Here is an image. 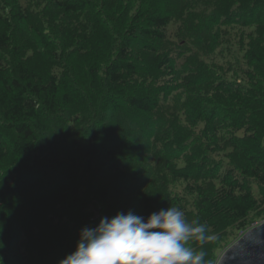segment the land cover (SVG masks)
Masks as SVG:
<instances>
[{
	"label": "trees",
	"instance_id": "16d2710c",
	"mask_svg": "<svg viewBox=\"0 0 264 264\" xmlns=\"http://www.w3.org/2000/svg\"><path fill=\"white\" fill-rule=\"evenodd\" d=\"M171 206L212 264L264 221V0H0L3 264Z\"/></svg>",
	"mask_w": 264,
	"mask_h": 264
},
{
	"label": "clouds",
	"instance_id": "9594fccd",
	"mask_svg": "<svg viewBox=\"0 0 264 264\" xmlns=\"http://www.w3.org/2000/svg\"><path fill=\"white\" fill-rule=\"evenodd\" d=\"M212 239L206 224L189 221L175 206L153 212L146 220L118 213L102 218L95 228L82 229L75 250L59 264H212L203 248L189 246Z\"/></svg>",
	"mask_w": 264,
	"mask_h": 264
},
{
	"label": "water",
	"instance_id": "95a60500",
	"mask_svg": "<svg viewBox=\"0 0 264 264\" xmlns=\"http://www.w3.org/2000/svg\"><path fill=\"white\" fill-rule=\"evenodd\" d=\"M216 264H264V221L241 232Z\"/></svg>",
	"mask_w": 264,
	"mask_h": 264
},
{
	"label": "rangeland",
	"instance_id": "374dc122",
	"mask_svg": "<svg viewBox=\"0 0 264 264\" xmlns=\"http://www.w3.org/2000/svg\"><path fill=\"white\" fill-rule=\"evenodd\" d=\"M255 194L258 195V189H257V188H255ZM240 234H241V233H240ZM223 252H224V251H221V252L219 253L217 259L215 260V262H214L213 264H216V263L218 262V260H219V258L221 257V255H222Z\"/></svg>",
	"mask_w": 264,
	"mask_h": 264
}]
</instances>
